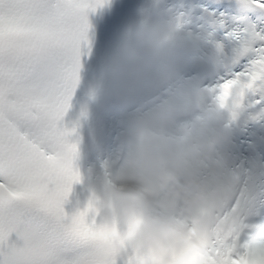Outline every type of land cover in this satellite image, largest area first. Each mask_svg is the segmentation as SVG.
Instances as JSON below:
<instances>
[{
    "label": "snow or ice",
    "instance_id": "1",
    "mask_svg": "<svg viewBox=\"0 0 264 264\" xmlns=\"http://www.w3.org/2000/svg\"><path fill=\"white\" fill-rule=\"evenodd\" d=\"M238 3L264 12V0ZM129 6L130 0H0V264H264V231L249 222L251 198L230 186L190 217L167 208L190 233L147 251L130 242L139 221L122 224L113 212L106 226L94 191L83 207L66 210L82 182L78 122L66 116L91 46L89 16H118ZM211 15L236 48L226 63L223 43L205 35L226 69L205 91L234 120L249 107L250 93H261L251 107H264V23L242 18L229 25L224 13ZM121 232L125 246L116 255L111 242Z\"/></svg>",
    "mask_w": 264,
    "mask_h": 264
},
{
    "label": "clouds",
    "instance_id": "2",
    "mask_svg": "<svg viewBox=\"0 0 264 264\" xmlns=\"http://www.w3.org/2000/svg\"><path fill=\"white\" fill-rule=\"evenodd\" d=\"M177 13L174 7L161 10L123 30L100 72L105 93L100 124L118 121L124 127L122 154L100 192L103 221L111 228L113 212L122 224L139 221L130 242L146 251L190 233L188 224L162 216L158 204L190 217L210 197L223 194L213 177L226 163L232 139L220 122L226 112L185 87L190 56L206 38L181 35ZM210 60L215 67V52ZM125 239L121 232L112 240L116 255Z\"/></svg>",
    "mask_w": 264,
    "mask_h": 264
},
{
    "label": "bare ground",
    "instance_id": "3",
    "mask_svg": "<svg viewBox=\"0 0 264 264\" xmlns=\"http://www.w3.org/2000/svg\"><path fill=\"white\" fill-rule=\"evenodd\" d=\"M113 128L116 130L117 143L108 147L96 161V164L91 169V174L94 177L110 175L113 169L111 165H114L122 154V149L120 147L124 134V127L120 122L113 121ZM239 141H241L240 136ZM250 198L252 201V214L249 218V222L258 225V228L264 231V179L253 187Z\"/></svg>",
    "mask_w": 264,
    "mask_h": 264
}]
</instances>
